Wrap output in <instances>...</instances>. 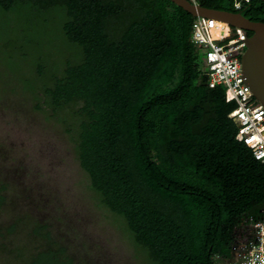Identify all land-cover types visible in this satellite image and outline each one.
<instances>
[{"label": "trees", "instance_id": "obj_1", "mask_svg": "<svg viewBox=\"0 0 264 264\" xmlns=\"http://www.w3.org/2000/svg\"><path fill=\"white\" fill-rule=\"evenodd\" d=\"M264 22L262 0H195ZM239 2L235 8L234 3ZM61 8L82 53L44 95L63 111L80 168L153 264H211L229 224L264 217V162L236 139L224 87L210 88L191 14L170 0H0ZM251 33L247 32V36ZM0 180V212L19 209ZM0 264H80L48 224L17 213L0 227Z\"/></svg>", "mask_w": 264, "mask_h": 264}, {"label": "rangeland", "instance_id": "obj_2", "mask_svg": "<svg viewBox=\"0 0 264 264\" xmlns=\"http://www.w3.org/2000/svg\"><path fill=\"white\" fill-rule=\"evenodd\" d=\"M63 20L59 7L0 8V180L19 203L0 212V227L29 213L49 225L77 263L153 264L124 220L100 204L79 166L64 110L53 112L44 95L52 76L82 57L66 40Z\"/></svg>", "mask_w": 264, "mask_h": 264}, {"label": "built area", "instance_id": "obj_3", "mask_svg": "<svg viewBox=\"0 0 264 264\" xmlns=\"http://www.w3.org/2000/svg\"><path fill=\"white\" fill-rule=\"evenodd\" d=\"M189 1L197 4L195 0ZM239 4L235 2L234 7ZM218 22L224 25L214 36L212 29ZM247 37L245 30L213 18L197 16L192 23L191 39L199 49L208 86L224 87L225 101L236 104L230 113L238 128L236 139L251 150L256 160L264 162V109L241 80L240 56L245 48L242 39ZM227 231L222 247L211 254V264H264V217H243L229 224Z\"/></svg>", "mask_w": 264, "mask_h": 264}, {"label": "water", "instance_id": "obj_4", "mask_svg": "<svg viewBox=\"0 0 264 264\" xmlns=\"http://www.w3.org/2000/svg\"><path fill=\"white\" fill-rule=\"evenodd\" d=\"M170 1L193 17L213 18L251 33L242 39L245 48L240 56L241 80L264 109V22L250 21L239 12L205 8L189 0Z\"/></svg>", "mask_w": 264, "mask_h": 264}, {"label": "bare ground", "instance_id": "obj_5", "mask_svg": "<svg viewBox=\"0 0 264 264\" xmlns=\"http://www.w3.org/2000/svg\"><path fill=\"white\" fill-rule=\"evenodd\" d=\"M223 25H224V24H223V23H220V22H218V23L216 24V28H213V29H212V33H213L214 36H217V35H218V33H219V29L222 28ZM223 31H224V29H223Z\"/></svg>", "mask_w": 264, "mask_h": 264}, {"label": "flooded vegetation", "instance_id": "obj_6", "mask_svg": "<svg viewBox=\"0 0 264 264\" xmlns=\"http://www.w3.org/2000/svg\"><path fill=\"white\" fill-rule=\"evenodd\" d=\"M246 32V34H247V31H245Z\"/></svg>", "mask_w": 264, "mask_h": 264}]
</instances>
